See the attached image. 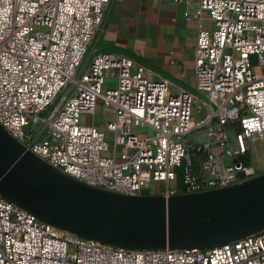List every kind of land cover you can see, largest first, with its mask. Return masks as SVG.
I'll return each instance as SVG.
<instances>
[{
    "label": "built area",
    "instance_id": "built-area-1",
    "mask_svg": "<svg viewBox=\"0 0 264 264\" xmlns=\"http://www.w3.org/2000/svg\"><path fill=\"white\" fill-rule=\"evenodd\" d=\"M111 2L0 0V129L42 165L122 195L248 180L254 141L264 158V0L199 1L194 91L95 49ZM0 264H264V231L206 249H128L43 223L0 195Z\"/></svg>",
    "mask_w": 264,
    "mask_h": 264
},
{
    "label": "water",
    "instance_id": "water-1",
    "mask_svg": "<svg viewBox=\"0 0 264 264\" xmlns=\"http://www.w3.org/2000/svg\"><path fill=\"white\" fill-rule=\"evenodd\" d=\"M9 173L12 177L22 178L37 187L44 196L54 200L56 206L52 207L38 201L32 205L23 203L6 193L0 185L2 197L20 205L17 206L23 207V210L39 221L103 244L138 249L125 245L122 237L111 228L116 225L109 219V214H106L111 209L117 212L126 209L129 204L124 199L133 196L88 187L69 177L60 178L52 169L23 154L19 146L0 129V183ZM238 176H243V173ZM260 208H264V174L222 190L170 196L164 203L162 200L159 220L162 227L166 226V230L177 225L208 221V236L215 241L204 246L181 248L206 249L264 231L263 227L240 235L243 229L249 228L253 223L244 220L242 214ZM148 225V222H143L141 227L146 228ZM204 231L206 232L205 228ZM165 247H168V242Z\"/></svg>",
    "mask_w": 264,
    "mask_h": 264
},
{
    "label": "crops",
    "instance_id": "crops-1",
    "mask_svg": "<svg viewBox=\"0 0 264 264\" xmlns=\"http://www.w3.org/2000/svg\"><path fill=\"white\" fill-rule=\"evenodd\" d=\"M200 0H112L94 41L167 79L173 91L195 90L194 50ZM186 13L192 16L187 20ZM257 141L251 145L257 150Z\"/></svg>",
    "mask_w": 264,
    "mask_h": 264
},
{
    "label": "rangeland",
    "instance_id": "rangeland-1",
    "mask_svg": "<svg viewBox=\"0 0 264 264\" xmlns=\"http://www.w3.org/2000/svg\"><path fill=\"white\" fill-rule=\"evenodd\" d=\"M102 112L107 120H110L114 115V111L111 107H104ZM104 116L101 115V110L99 108L93 117V122L95 124L101 123ZM257 147L258 149L255 150V159L258 161V165L253 174L249 176L248 180L264 174V158L263 155L258 152L260 150L259 145H257ZM53 172L56 173L57 176H60V178H67V176L60 171L53 170ZM176 184L180 185V178L172 182L170 188L175 190L177 188ZM0 185L6 193L13 197L15 196L23 201V203L32 205L38 201V203L51 207L56 206L54 200L44 196L37 187H33L22 178L12 177L11 173L6 176ZM166 198L165 189L162 184H152L140 194L125 198L124 200L129 204L126 209L118 212L111 209L106 213L109 214L111 222L116 225L111 228L118 236L122 237L123 241H125V245L138 249H162L165 247L166 242H168L169 248L181 249L185 247L204 246L205 244L215 241L208 236V234H210L208 233V221L202 220L190 225H177L167 230L166 226L162 227L159 220L160 210L162 200L164 203ZM242 218L253 223L250 224L249 228L243 229L240 235H244L245 232L257 228L261 229L264 227V208L256 210L251 209L250 212L242 214ZM146 219L148 221H146ZM143 222H148L150 225L146 228L141 227ZM199 231L201 232L199 233Z\"/></svg>",
    "mask_w": 264,
    "mask_h": 264
},
{
    "label": "trees",
    "instance_id": "trees-1",
    "mask_svg": "<svg viewBox=\"0 0 264 264\" xmlns=\"http://www.w3.org/2000/svg\"><path fill=\"white\" fill-rule=\"evenodd\" d=\"M243 160L246 161L247 160V157H244Z\"/></svg>",
    "mask_w": 264,
    "mask_h": 264
},
{
    "label": "bare ground",
    "instance_id": "bare-ground-1",
    "mask_svg": "<svg viewBox=\"0 0 264 264\" xmlns=\"http://www.w3.org/2000/svg\"><path fill=\"white\" fill-rule=\"evenodd\" d=\"M254 155H255V152H254ZM257 160V159H256Z\"/></svg>",
    "mask_w": 264,
    "mask_h": 264
}]
</instances>
